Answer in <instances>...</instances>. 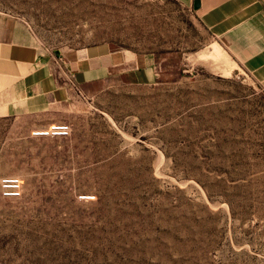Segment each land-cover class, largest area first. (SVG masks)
I'll use <instances>...</instances> for the list:
<instances>
[{"label":"rangeland","instance_id":"1","mask_svg":"<svg viewBox=\"0 0 264 264\" xmlns=\"http://www.w3.org/2000/svg\"><path fill=\"white\" fill-rule=\"evenodd\" d=\"M43 48L152 54L78 88L66 138L0 117V264H264V90L177 0H0ZM90 196L92 200H83Z\"/></svg>","mask_w":264,"mask_h":264},{"label":"crops","instance_id":"2","mask_svg":"<svg viewBox=\"0 0 264 264\" xmlns=\"http://www.w3.org/2000/svg\"><path fill=\"white\" fill-rule=\"evenodd\" d=\"M189 9L233 71L264 90V0H177ZM158 77L152 54L101 45L71 53L43 48L29 27L0 13V117L22 119L30 132L79 112L78 88L116 79L149 85Z\"/></svg>","mask_w":264,"mask_h":264},{"label":"built area","instance_id":"3","mask_svg":"<svg viewBox=\"0 0 264 264\" xmlns=\"http://www.w3.org/2000/svg\"><path fill=\"white\" fill-rule=\"evenodd\" d=\"M70 128L67 124H55L44 130L32 133L33 137L42 138H66L69 136ZM22 181L17 177H0V197L6 200H17L21 198ZM83 200H92L93 197L85 196Z\"/></svg>","mask_w":264,"mask_h":264},{"label":"water","instance_id":"4","mask_svg":"<svg viewBox=\"0 0 264 264\" xmlns=\"http://www.w3.org/2000/svg\"><path fill=\"white\" fill-rule=\"evenodd\" d=\"M199 7H200V0H193V6H192L193 10L196 11L199 9Z\"/></svg>","mask_w":264,"mask_h":264}]
</instances>
